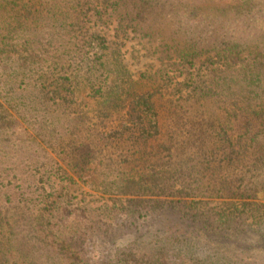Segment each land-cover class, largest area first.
<instances>
[{"label":"trees","instance_id":"obj_1","mask_svg":"<svg viewBox=\"0 0 264 264\" xmlns=\"http://www.w3.org/2000/svg\"><path fill=\"white\" fill-rule=\"evenodd\" d=\"M2 69L0 264H264V0H0Z\"/></svg>","mask_w":264,"mask_h":264},{"label":"rangeland","instance_id":"obj_2","mask_svg":"<svg viewBox=\"0 0 264 264\" xmlns=\"http://www.w3.org/2000/svg\"><path fill=\"white\" fill-rule=\"evenodd\" d=\"M147 61H148L147 58H141L139 63H134L133 68L141 67L142 64H144ZM1 71L3 72V76L1 77L2 82L0 83V100L4 101L5 93H6V86H7V85L5 86V80L7 81L8 79H7V73L3 71V69ZM29 96L30 95H28L25 99L28 102L30 100ZM35 112L36 111H34L33 114L30 112L29 116L38 115V113H35ZM25 118L26 120H23L18 115L13 114L11 118V122L13 124V130L11 131L9 130L7 131L8 133H6L7 141L10 145L15 144V145L20 146L23 144L22 135H21L22 129L26 128V125L28 128H30L29 126L31 125V121L29 120V118L27 117ZM49 153L51 154V156L58 159L59 157L58 150L57 151L55 150L53 153L49 151ZM70 191L73 192V194L82 196L88 201L90 200L91 201L90 204L93 208L102 205V202L106 200V198L102 197V193L92 189L90 185H87L80 181H77L74 185H72ZM151 212H152V209H149V208L141 209V213L143 214L145 213L149 214ZM136 216H138V212L132 213L131 211L126 210V209H118L114 213L112 219L109 218V220L112 221V224L114 225V227H116L117 229L116 230L117 237H116V241L114 244H117V246H120L125 243L126 241L125 234L131 224V220L133 219L137 220V224L138 225L140 224L141 227H144L142 224L143 223L142 218H138V217L136 218ZM145 220H146L145 221V224H146V222L149 220V218H147V215H146ZM113 250L114 248L112 244H103V243H99L96 241L89 242L87 246V260L90 264L92 263L98 264L101 261V259L112 255Z\"/></svg>","mask_w":264,"mask_h":264}]
</instances>
